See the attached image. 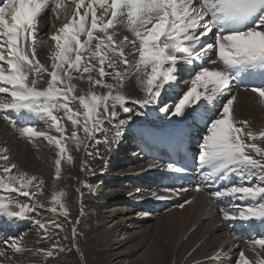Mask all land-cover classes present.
Masks as SVG:
<instances>
[{"label":"snow or ice","instance_id":"6c2138e0","mask_svg":"<svg viewBox=\"0 0 264 264\" xmlns=\"http://www.w3.org/2000/svg\"><path fill=\"white\" fill-rule=\"evenodd\" d=\"M72 3L75 10L71 17L66 18L50 37L55 48L51 52L49 71L37 59L34 42L42 15L47 9L58 14L62 0H0V61L7 65L5 68L0 64V83L10 86L0 87V93L11 96L8 102L0 100V113L32 114L59 133L54 136L38 131L28 121L29 126L19 128L22 136L44 137L49 144L55 145L58 177L68 147L63 117L54 113L62 110L63 116L71 121L72 140L79 142L77 129H82L89 139L101 133L105 143L116 142L135 111L125 106L129 97L120 91L129 75L128 69H135L143 93L142 97L132 99V103L143 109L156 104L162 92L178 81L183 66H192L188 72L190 86H186V90L182 88V96L177 93L178 100L160 111L182 120H204L206 134L197 157L201 174L208 180L218 175L221 180L230 175L238 178L210 195L216 199L228 197L245 202L243 207L233 205V209L239 207L238 214L222 208L225 220L264 225V149L244 140L245 136L249 141L264 138V130L255 133L247 129V122L235 120L236 96L230 92L233 82L240 85L259 79L260 83L251 90L264 102V0H72ZM121 18H125L130 36L119 38L111 33V28ZM209 36L212 42H206ZM211 54L217 60H211ZM217 61L222 67L215 66ZM205 62L211 66H204ZM120 65L127 67L121 70ZM81 70L88 73L89 91L87 95L77 96L71 73ZM94 71L98 76L92 74ZM45 72L49 76L47 87H37L38 78ZM106 77H111L113 82H107ZM95 86L106 91L97 93ZM226 91L227 97L223 95ZM74 101L79 102L82 112L70 106ZM217 103L221 107H215ZM117 106L129 115L106 130L105 122L112 124L118 117ZM4 119L13 127L17 126V120L9 115H4ZM109 131L111 141L107 135ZM246 149L261 154V159L253 158ZM5 153L6 149H0V161H8ZM67 159L71 161L72 158L67 156ZM0 168L3 172L0 190L20 193L24 197L35 195L31 191L33 186L37 192L42 191L43 181L37 182L35 176L13 175L11 170L16 168L15 164L0 165ZM167 168L184 171L174 163H169ZM52 200L66 215V207L59 197L53 195ZM35 207V204L30 206L11 200L5 202V197L0 196V215L12 219L25 218ZM51 211L55 213L56 207ZM35 223L41 229H47L48 224L61 227L55 221L45 224L37 220ZM258 235L264 237V233ZM21 243L22 238H13L9 247L21 253L24 251ZM250 244L264 249V238L253 236ZM47 255L53 253L48 251ZM237 264H250L243 250ZM255 264H264V257H259Z\"/></svg>","mask_w":264,"mask_h":264},{"label":"bare ground","instance_id":"6f19581e","mask_svg":"<svg viewBox=\"0 0 264 264\" xmlns=\"http://www.w3.org/2000/svg\"><path fill=\"white\" fill-rule=\"evenodd\" d=\"M74 10L72 0H62L58 14L47 9L41 17L45 20L42 21V25H45L42 26L40 23L39 26L44 30L41 31L42 37L45 34L48 37L42 39L41 42H44L42 47H37L36 57L49 71L52 51L47 45L48 43L55 45L50 37L62 26L66 18L71 17ZM124 35L128 34L124 32L122 35L117 34L119 38ZM87 55L88 53H85V56ZM0 64L7 67L3 61H0ZM124 67L127 66L120 65L121 70ZM106 71L112 70L106 68ZM128 71L129 75L120 91L129 97L125 106L135 111L116 142L105 143L104 134L101 133L95 134V139H89L82 129H77L79 142L72 140L71 121L63 116L62 110L54 113L63 117L65 143L68 147L67 154L61 160L58 177L55 172L57 159L55 145L49 144L44 137L22 136L19 128L29 126L26 121H31L30 125L38 131H47L54 136H59V133L50 128L44 120L32 114L0 113V149H6L5 154L8 156V161H0V165L15 164L16 168L11 170L13 175L25 173L29 177L35 176L37 182L43 181L42 191L37 192L35 186L31 188L35 193L32 197L0 191L3 193H0V196L3 195L6 202L11 200L14 203L36 205L34 211L27 213L23 219L0 217V258L2 256L6 258L4 261L0 259V264H237L242 250L250 264H255L259 257H264V249H258L244 241L236 243L229 235L226 237L227 231L224 230L216 211L209 205L210 199L205 194L187 196L188 203H185L183 208L177 205L186 198L180 200L169 198L166 213L158 212L149 218L143 215L142 205H146L145 202L148 200L145 199L149 198L141 193L144 191L143 180L150 177L147 170L153 164L149 161L141 162L142 160L133 154L134 149L119 152L118 156V146L122 140L130 136L137 123L150 122L164 126L173 122V116L160 111V108L173 103L161 100L162 102L158 101L143 109L134 105L132 99L142 97L143 93L140 91L135 69L130 67ZM181 72L182 70L179 73ZM74 73L76 72L71 73L73 77L71 83L76 86L75 95H87L88 73H82V70L79 74ZM92 74L98 76V72L94 71ZM48 79V73H43L42 78H38L37 87H47ZM106 80L109 83L113 82L111 77H106ZM187 84L185 90L186 86H190ZM0 87L10 86L0 83ZM172 88L163 91L162 96L175 94L177 89L170 90ZM94 90L101 94L106 91L99 86H95ZM231 94L236 96L233 113L235 120L247 122V129L255 133L264 130V102L261 98L245 90L233 91ZM6 97L8 99H5ZM0 100L8 102L11 96L9 93H0ZM70 106L82 112L78 101H74ZM116 111L117 119L112 124L106 121L104 124L106 130L112 128L113 124H118L119 120H126L129 115L119 106ZM4 115L17 120V126L13 127L4 119ZM24 122L26 125H23ZM239 126L237 123V127ZM107 135L111 141L112 133L109 131ZM244 140L247 143H256L259 148L264 149V138L249 141L245 136ZM248 152L256 159L261 158V154L251 149H248ZM67 156H71V161ZM114 160L116 166L111 163ZM0 173L3 175L2 168ZM103 186H106L104 189L108 192H104ZM53 195L59 197L67 211V217L61 218L59 221L61 227L57 229L48 224L53 221L52 207H56V212L61 213L59 205L53 203ZM142 200L144 204L139 208ZM151 217L154 219L149 220ZM37 220L48 224L49 229H41L39 224L35 223ZM32 223L33 227L30 225ZM72 228L77 229L73 231V237ZM134 233L136 234L133 235ZM12 237L22 238L23 252L16 253L9 247ZM143 249L145 250L142 251ZM48 251L53 255L48 256Z\"/></svg>","mask_w":264,"mask_h":264},{"label":"rangeland","instance_id":"374dc122","mask_svg":"<svg viewBox=\"0 0 264 264\" xmlns=\"http://www.w3.org/2000/svg\"><path fill=\"white\" fill-rule=\"evenodd\" d=\"M41 45H39V47H40ZM50 47V50L51 51H53L54 50V48H55V45L53 44V43H48V45H47V47ZM42 47V46H41ZM182 70V69H181ZM77 73V72H76ZM76 73H74V74H76ZM73 74V75H74ZM77 74H79V73H77ZM102 89V88H101ZM103 90V89H102ZM120 90H122V88L120 89ZM172 90H173V88H172ZM5 99H8V97H6ZM161 99H162V95H161V97L158 99V101H161ZM123 147V146H122ZM113 165H115L116 164V162H115V160L113 161V162H111ZM0 175H2L1 173H0ZM14 175H17V174H14ZM98 184V183H97ZM103 185V184H102ZM104 187H106V186H103V190H104V192L105 191H107V190H105L104 189ZM1 191V190H0ZM108 192V191H107ZM1 194H3L2 192H0ZM162 213H166L165 212V210L162 212ZM134 214H136V213H134ZM67 217V215H64V214H62V213H59V212H55V213H53V221H55L56 223H58V224H60L59 223V221L61 220V218H63V217ZM154 218L153 217H151V219H149V220H153ZM149 220H147V221H149ZM156 220V219H155ZM32 227L34 226V224L32 223V224H30ZM54 229H57V228H55V227H53ZM109 228V227H108ZM107 228V229H108ZM47 229H49L48 227H47ZM77 229L76 228H72L71 229V237H73L74 236V233H73V231H76ZM136 233H134L133 235H135ZM14 237H12V239H13ZM72 241H74V238L72 239ZM145 249H143L142 251H144ZM141 251V252H142ZM141 252H139V254L141 253ZM143 256H141V258H142ZM2 261H4L6 258H3V256L0 258ZM199 264V263H198Z\"/></svg>","mask_w":264,"mask_h":264}]
</instances>
